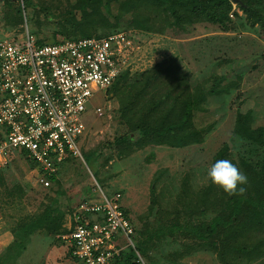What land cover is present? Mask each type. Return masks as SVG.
Here are the masks:
<instances>
[{
  "label": "rangeland",
  "instance_id": "374dc122",
  "mask_svg": "<svg viewBox=\"0 0 264 264\" xmlns=\"http://www.w3.org/2000/svg\"><path fill=\"white\" fill-rule=\"evenodd\" d=\"M69 2L29 0L23 6L20 0H11L10 4L0 0V37L20 36L27 30L48 40L62 38L58 24L63 21L62 14ZM16 7H20L21 22L13 25L9 19ZM111 7L112 13L115 12L116 6ZM234 9L244 25H237L233 31L220 30L217 24L205 21L196 22L187 30L176 27H165L161 32L125 29L134 35L128 64L124 67L130 74L167 56L174 57L179 71L187 73L192 82L209 74L216 57L230 59L229 63L216 65L214 71L224 72V80L233 77L234 70H244L237 96L234 91L220 98L208 96L203 108L194 110L193 121L197 126L211 125L201 142L180 147L145 145L127 155H119L111 142L126 126L117 119L116 96L102 87L93 92L80 113L84 124L78 140L81 157H71L60 164L56 181L43 187L35 180V164L31 160L17 157L13 152L8 155L6 163L0 166V264H73L57 235L63 231L52 235L42 224L30 229L26 226L43 209L55 206L57 212L63 213L61 222L66 228L70 207L80 199L99 197L98 187L107 196L119 191V201L133 226L140 228L143 221L148 225L146 235L151 231L154 234L157 226L158 231L163 228L159 221L175 215L174 211H178L177 219L184 223L187 213L184 214L182 201L177 196L184 186L183 181L186 180L193 194L200 191L208 181L206 170L211 155L223 142L229 144L234 157L254 152L255 143L234 135L232 124L239 100L241 110H253L254 124L264 122V33L244 21L237 7ZM122 19L118 18L120 22ZM96 105L101 108L100 113L94 111ZM88 152L94 155L93 165L87 159ZM106 157L109 158L105 161ZM136 234H131V247L135 246L141 253L138 259L143 264L256 262L237 259L223 263L214 252L204 249L187 253L183 243L190 240L177 234L159 241L150 240L152 244L148 240L142 247ZM143 250L152 256L150 261Z\"/></svg>",
  "mask_w": 264,
  "mask_h": 264
},
{
  "label": "trees",
  "instance_id": "16d2710c",
  "mask_svg": "<svg viewBox=\"0 0 264 264\" xmlns=\"http://www.w3.org/2000/svg\"><path fill=\"white\" fill-rule=\"evenodd\" d=\"M3 1L11 3V0ZM20 1L23 6L29 3V0ZM111 5L116 6L113 13ZM233 5L243 13L244 21L256 26L259 33H264V0H70L58 30L63 37L73 38L101 36L131 27L154 32H161L165 27L187 30L194 23L205 21L217 24L220 30L233 31L237 25H244ZM119 17L123 18L122 22ZM9 21L13 25L21 22L20 7H16ZM47 40L37 37L41 43L56 39ZM215 59L209 74L193 82L187 73L179 71L173 56L164 57L133 74L128 68L122 69L106 88L110 95L116 96L117 119L126 126V130L115 135L111 142L119 155H127L145 145L180 147L201 142L211 125L197 126L193 121L194 110L203 108L208 96L220 98L233 91L237 96L244 72L243 69L234 70L233 77L224 80V72L214 71L218 67L216 65L229 63L230 59ZM239 104L240 100L236 104L232 132L241 140L255 143L254 152L234 157L229 144L223 142L212 153L209 167L216 160H230L248 177V183L242 185L246 188L245 193L229 195L207 179L205 186L193 194L184 180L181 197L180 194L177 196L188 219L180 222L178 211H174L175 215L163 218L164 223L159 221L163 228L158 231L157 226L154 234L151 231L148 235L145 221L140 228L134 226L142 247L148 240L159 241L177 234L190 240L183 243L187 253L204 249L214 252L223 263L242 259L264 264V122L254 124L253 110H241ZM2 136L0 127V139ZM25 159L30 160L28 157ZM87 159L91 165L94 164L92 152H88ZM49 178L51 182L56 181V174ZM62 216L61 211L57 212L55 206H50L29 220L26 227L30 229L42 224L54 235L67 230L62 226ZM142 252L149 261L152 259L146 250ZM65 254L73 264H78L66 247ZM140 254L135 246H129L115 257L112 264H143L138 259Z\"/></svg>",
  "mask_w": 264,
  "mask_h": 264
},
{
  "label": "built area",
  "instance_id": "2783aa9c",
  "mask_svg": "<svg viewBox=\"0 0 264 264\" xmlns=\"http://www.w3.org/2000/svg\"><path fill=\"white\" fill-rule=\"evenodd\" d=\"M133 36L121 29L43 43L27 30L0 37V166L11 152L28 157L44 187L60 164L81 157L80 113L93 92L107 88L128 64ZM98 189L99 197L73 205L67 230L57 234L78 264H112L133 246L134 226L120 192L107 196Z\"/></svg>",
  "mask_w": 264,
  "mask_h": 264
},
{
  "label": "clouds",
  "instance_id": "9594fccd",
  "mask_svg": "<svg viewBox=\"0 0 264 264\" xmlns=\"http://www.w3.org/2000/svg\"><path fill=\"white\" fill-rule=\"evenodd\" d=\"M206 179L229 195H243L248 177L227 159L216 160L207 170Z\"/></svg>",
  "mask_w": 264,
  "mask_h": 264
},
{
  "label": "water",
  "instance_id": "95a60500",
  "mask_svg": "<svg viewBox=\"0 0 264 264\" xmlns=\"http://www.w3.org/2000/svg\"><path fill=\"white\" fill-rule=\"evenodd\" d=\"M233 1V0H232Z\"/></svg>",
  "mask_w": 264,
  "mask_h": 264
}]
</instances>
